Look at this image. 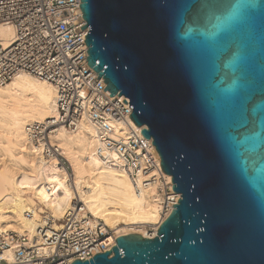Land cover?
<instances>
[{
	"label": "water",
	"instance_id": "obj_1",
	"mask_svg": "<svg viewBox=\"0 0 264 264\" xmlns=\"http://www.w3.org/2000/svg\"><path fill=\"white\" fill-rule=\"evenodd\" d=\"M80 1L88 66L181 198L156 237L71 264H264V0Z\"/></svg>",
	"mask_w": 264,
	"mask_h": 264
},
{
	"label": "built area",
	"instance_id": "obj_2",
	"mask_svg": "<svg viewBox=\"0 0 264 264\" xmlns=\"http://www.w3.org/2000/svg\"><path fill=\"white\" fill-rule=\"evenodd\" d=\"M80 4V0H0V26L14 32L9 40L0 38V86L22 73L53 84L56 116L25 126L42 159V172L57 168L72 176L71 164L52 137L60 127L74 130L88 120L96 129L100 161L123 170L137 194L149 189L157 192L161 220L154 238L181 195L173 190V177L163 171L153 140L141 134L145 126L137 127L129 117L133 113L130 99L108 95L104 78L97 80L98 73L88 66L89 28L81 29L87 22ZM45 188L49 194L58 191L50 183ZM26 215L31 218L33 212ZM44 219L33 238L0 229V264H71L116 246L113 231L80 199L62 219L61 228H53L50 216Z\"/></svg>",
	"mask_w": 264,
	"mask_h": 264
},
{
	"label": "bare ground",
	"instance_id": "obj_3",
	"mask_svg": "<svg viewBox=\"0 0 264 264\" xmlns=\"http://www.w3.org/2000/svg\"><path fill=\"white\" fill-rule=\"evenodd\" d=\"M13 34L11 27L0 26V38L9 40ZM56 97L53 84L28 73L0 86V229L33 238L44 226L42 216H50L53 228L59 229L80 199L117 238L155 236L161 220L157 192L149 189L137 194L123 170L100 161L96 129L88 120L74 130L60 127L52 137L71 164L72 176L57 168L42 172V159L25 126L54 118ZM46 183L58 186L57 193L49 194ZM28 211L33 217H26ZM148 226H154L153 233L141 230Z\"/></svg>",
	"mask_w": 264,
	"mask_h": 264
},
{
	"label": "rangeland",
	"instance_id": "obj_4",
	"mask_svg": "<svg viewBox=\"0 0 264 264\" xmlns=\"http://www.w3.org/2000/svg\"><path fill=\"white\" fill-rule=\"evenodd\" d=\"M31 195L28 194L27 197H30ZM36 203H39V201L37 199H34ZM40 204V203H39ZM41 207H43V205H41ZM45 209V208H43ZM50 212V211H49ZM26 215V214H25ZM42 216V215H41ZM27 217V216H26ZM44 217V216H42ZM139 229V228H137ZM142 231H144L145 233H153L154 232V226H148V227H145V228H141Z\"/></svg>",
	"mask_w": 264,
	"mask_h": 264
}]
</instances>
